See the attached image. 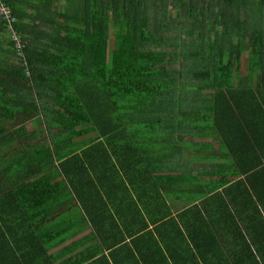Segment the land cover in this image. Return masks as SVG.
<instances>
[{
    "label": "trees",
    "instance_id": "obj_1",
    "mask_svg": "<svg viewBox=\"0 0 264 264\" xmlns=\"http://www.w3.org/2000/svg\"><path fill=\"white\" fill-rule=\"evenodd\" d=\"M3 1L15 17L20 47L0 17V149L15 136L44 135L21 147L26 163L15 153L0 159V179L16 175L11 186L0 187V204L9 203V214L23 212V197L46 199L52 189H65V180L74 184L68 171L82 166L77 151L85 143L83 153L102 149L108 159L119 137L145 135L164 151L211 135L239 167L243 152L254 156L249 168L262 165L264 0ZM2 160L12 165L3 167ZM84 169L81 183L97 193L95 170ZM258 171L264 175L263 166ZM124 176L131 183L127 171ZM74 193L98 230L93 212L108 213L106 203L94 194L90 213L88 198ZM25 212L23 222H4L0 215L9 258L0 264H29L33 256L20 246L28 245L32 228H42L38 237L46 231L44 221L37 226ZM36 247L45 254L41 243Z\"/></svg>",
    "mask_w": 264,
    "mask_h": 264
},
{
    "label": "crops",
    "instance_id": "obj_2",
    "mask_svg": "<svg viewBox=\"0 0 264 264\" xmlns=\"http://www.w3.org/2000/svg\"><path fill=\"white\" fill-rule=\"evenodd\" d=\"M260 131L264 149V127ZM143 136L115 139V153L107 151L109 161L102 149L83 153L89 144L85 143L77 151L82 166L76 164L68 171L74 184L65 180L66 188L52 189L46 199L23 197L26 208L22 207L23 212L17 208V214H9V203L0 204L4 222L26 221L25 211L37 226L44 221L46 231L38 237L42 228H32L27 234H32L28 245L20 246L23 253L33 256L29 264H264V175L258 171L264 167V158L262 165L249 168L254 156L243 152L239 167L216 136L187 138L188 146L181 143L180 148L164 151ZM36 138L42 140L44 135H35L32 140L15 136L8 147L0 149V159L17 154L19 161L26 163L29 159L22 155L21 147ZM68 146L64 140V150ZM89 155L93 158H88L87 165L84 158ZM52 156L53 165L58 166L59 160ZM8 164L12 165L2 160L3 167ZM84 166L91 168V175L95 170L101 182H96L97 193L81 183ZM30 167L17 176L31 171ZM113 168L132 198L126 196ZM124 171L131 176V183ZM37 174L32 172L33 177ZM62 176L53 178L51 184ZM254 176L252 185L247 178ZM15 177L2 176L0 187L11 186ZM74 189L88 198L90 213L94 194L106 203L108 213L97 208V213L93 212L98 230ZM94 204L100 205L99 200ZM40 243L45 254L36 247ZM6 253L0 240V255ZM5 255L0 260L8 262Z\"/></svg>",
    "mask_w": 264,
    "mask_h": 264
},
{
    "label": "built area",
    "instance_id": "obj_3",
    "mask_svg": "<svg viewBox=\"0 0 264 264\" xmlns=\"http://www.w3.org/2000/svg\"><path fill=\"white\" fill-rule=\"evenodd\" d=\"M0 17L4 20L9 35L14 40V44L16 45V47L19 48V39L17 37V33L13 28V22L15 21V17L11 13L10 8L4 3L3 0H0Z\"/></svg>",
    "mask_w": 264,
    "mask_h": 264
},
{
    "label": "rangeland",
    "instance_id": "obj_4",
    "mask_svg": "<svg viewBox=\"0 0 264 264\" xmlns=\"http://www.w3.org/2000/svg\"><path fill=\"white\" fill-rule=\"evenodd\" d=\"M111 40H112V33L110 34V42H111Z\"/></svg>",
    "mask_w": 264,
    "mask_h": 264
}]
</instances>
